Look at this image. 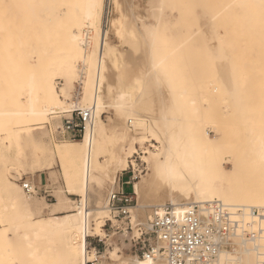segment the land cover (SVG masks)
<instances>
[{
    "label": "bare ground",
    "instance_id": "obj_1",
    "mask_svg": "<svg viewBox=\"0 0 264 264\" xmlns=\"http://www.w3.org/2000/svg\"><path fill=\"white\" fill-rule=\"evenodd\" d=\"M39 1L5 0L26 6L15 8L18 14L12 9L13 20L20 18L23 24L11 56L0 48V201L3 202L0 203V264H86V236L92 233L103 238L101 226L110 216L107 196L103 205L96 203L88 207V190L101 185L102 176L114 187L116 173L134 166L132 157L141 140L149 141L153 149L142 151L147 172L133 183V194L137 195V204L130 208L133 219L141 217L139 220L147 224L153 207L165 202L184 207L218 200L231 213L249 220L253 219L252 207L264 209V136L249 127L235 140L222 126L214 127L211 136L209 126L199 124L197 101L187 88L171 81L176 73V69L166 68L171 53H158V42L165 39L156 36L151 28L160 26L156 20L139 26L132 0H112L118 12L111 22L116 39L130 44L139 35L146 45L142 54L144 62L139 65L130 49L120 46L123 49L120 50L109 33L103 32L106 0H74L70 21L60 36L54 30L58 26L57 16L63 13L62 5L57 0H47L43 11L48 17L44 18L36 6ZM163 1L149 0L151 11L160 10ZM29 19L30 22H24ZM218 22L225 24L222 16ZM4 24L7 28L8 21ZM87 34L90 41L85 49L83 42ZM38 39L42 41L36 43ZM30 40L34 49L26 46ZM16 58L23 63L20 65ZM80 61L86 66L80 104L92 107V125L80 140L51 145L60 163L64 185L53 204L57 209L67 206L75 212L62 216L51 213L33 219L31 212L41 211L44 204L41 200L27 201L33 195L27 194L21 185L20 189L10 185L8 178L11 170L22 166L20 150L25 138L20 136V128L26 127L28 140L38 146L41 141L32 136L30 126L40 125L39 132H43L41 124L50 122L49 115L74 105H65L70 92L64 91L61 97L55 88L53 65L67 62L68 69L76 71V63ZM73 73L69 76H79ZM21 77L25 84L18 87ZM219 92L234 97L238 111L233 116L240 118L243 109H239L240 87L236 80L229 79ZM107 108L115 111L114 120L118 117L112 126H106L102 118ZM129 121L134 134L127 128ZM137 176L134 174L132 178ZM27 181L35 186L32 180ZM67 193L79 195L80 202L65 200L69 199ZM91 222L95 223L94 227ZM258 223L264 227V218ZM226 243H222L216 264L264 261V234L253 240L235 237L231 248L225 247ZM109 253L108 264H151L138 256L116 258V250Z\"/></svg>",
    "mask_w": 264,
    "mask_h": 264
},
{
    "label": "rangeland",
    "instance_id": "obj_2",
    "mask_svg": "<svg viewBox=\"0 0 264 264\" xmlns=\"http://www.w3.org/2000/svg\"><path fill=\"white\" fill-rule=\"evenodd\" d=\"M57 1L62 5L63 13L57 16L56 22L58 26L54 31H56L55 35L60 36L70 21V9L72 8L74 0ZM148 1L132 0L134 12L138 17V25L141 26L143 23L152 24L154 20L160 24V26H151L152 30H155L156 36L165 39L158 42V53L160 55L171 53V61L166 66L167 69L168 67L176 69V73L171 77V81L179 85L180 88H187L190 96L197 101V119L199 124L209 126L208 129L211 136L214 135L212 129L214 127L217 129L218 126L225 128L224 131L230 133L232 139L235 140H239L241 138L240 135H244L249 127L254 128L255 131L264 136V9L261 8V0H164L160 3V10L157 11H151ZM110 3L112 15L109 20L111 25L108 30L109 35L113 42L119 45L118 48L120 50L122 48L124 50L130 49L132 58L139 65H141L140 63L143 64L144 56L142 54L146 51L143 50L146 49V45L139 39V35L134 37L135 40L133 39L130 44L119 42L113 35L114 28L111 22L113 18L118 16V12L112 0ZM46 4L47 0H41L36 5L38 11L44 18L48 17L47 13L43 11ZM242 5L243 7H241ZM115 10L116 12H114ZM14 12L18 14L17 9H14ZM216 15L222 16L225 24H220L218 22L219 16L216 18ZM30 21L31 19L24 20L25 23ZM41 41L38 39L36 43ZM32 43L30 40L26 46L28 48L31 46L34 49ZM131 46H134L133 49ZM132 52L137 53L133 55ZM16 61L20 65L23 63L19 62L17 58ZM121 64L122 62L120 66ZM0 69V72H2V68ZM69 70L71 73H77L79 76L73 75L74 78L73 76L70 77ZM75 70L73 71V68L68 69L67 62L53 65L52 80L58 93L62 97L64 91L70 92L65 105L70 103L74 104L76 103L74 102L75 100L80 104L83 83L80 85L76 83L80 76L82 78L79 62L76 63ZM84 72L83 76L85 74ZM229 79L232 81L236 80L237 85L240 87V96L238 98L241 105L239 109H243L240 118H238L239 116L237 118L233 116L235 111L236 115L238 111L234 97L228 93L221 94L219 92L221 86L226 82L228 83ZM24 82V78L21 77L17 86L23 87ZM1 84L2 76L0 75ZM24 91L26 92L27 90L24 88ZM114 112L113 109L107 108L106 112L103 113L102 118L106 126L115 124L112 121H116L118 117L115 116L116 118L114 120ZM49 116L50 122L41 124L44 127L43 132L45 133L42 130L39 132L40 125L30 126V130L34 134L32 136L35 139L39 138V141H41L38 143V146L32 145L28 140L29 134L26 133L27 128H20V136L26 139V141L24 139V142H22L20 150L22 160V164L20 165L22 166H18L19 168L17 167L11 170L8 174L10 185L14 187L20 189V178L30 179L38 187V193L32 197L28 198L23 193L25 199L28 198L26 199L27 201L41 200L44 204L41 211L31 212L30 217L33 219L47 217L51 213L62 216V214L65 215L69 212H75L73 208L70 209L67 206L66 208L57 209L58 207L53 204L56 202L59 190H64V185L59 170L60 163L53 155L51 145L53 142L66 141L68 139H58L54 136V129L60 123V119L54 114ZM147 123L149 124V122ZM147 123L145 125H148ZM127 128L129 133H135L133 126L130 127L127 124ZM36 131L38 134H36ZM136 146L137 153L132 157L134 166L130 165L128 170L117 172L116 182L114 183L115 188L119 185L124 191L133 195V205L137 204V195L133 194V183L141 180V176L147 172V163L143 158L144 154L142 151L146 148L153 149V147H150V142L144 140L138 141ZM43 164L46 166H41ZM225 166L229 168L230 164L225 163ZM134 174L138 175L136 179L132 178ZM100 178L103 183L101 181V185H94V187L88 190V207L96 203L103 205L108 190L112 187L108 178L105 176ZM128 180H130V183ZM121 181L128 182L129 184L122 185ZM43 189L50 191L52 196L46 197ZM67 196L69 199L65 200L69 201L71 199L75 204L80 198L77 194L67 193ZM0 203H3L2 200ZM91 223L92 226H95L94 222ZM119 231H114V229L105 231L106 235L102 238V242H100L101 247L106 249L104 255L108 262H110L109 252L112 250H116L118 254L116 258H119V256L121 258L131 255L135 256L131 251L128 238L123 234V231ZM89 234L94 235L92 233Z\"/></svg>",
    "mask_w": 264,
    "mask_h": 264
},
{
    "label": "built area",
    "instance_id": "obj_3",
    "mask_svg": "<svg viewBox=\"0 0 264 264\" xmlns=\"http://www.w3.org/2000/svg\"><path fill=\"white\" fill-rule=\"evenodd\" d=\"M111 12V3L107 0L102 19L103 32L108 33ZM89 41L87 34L83 42L85 49L89 47ZM79 69L83 76L86 66L82 61L79 62ZM76 83H82L81 76ZM74 102L76 103L72 107L54 114L60 119L53 132L58 139H81L92 125V107ZM128 125L132 127L131 121ZM19 181L27 194L38 193V187L31 186L26 179L20 178ZM125 181H121V184L130 183V180L129 183ZM43 192L46 197L52 196L48 190L43 189ZM133 198L132 194L119 185L112 187L107 193L110 216L104 220L101 228L105 235V231L111 229L123 231L132 253L151 264H216L223 242H227L225 247L231 248L235 237L253 240L264 234V227L258 223L259 219L264 218V209L252 207L253 219L249 220L231 213L218 200L190 203L184 207L165 202L153 207L145 224L139 219H133L131 215ZM86 240V264H108L104 255L105 249L100 243L102 237L89 234ZM259 264H264V261Z\"/></svg>",
    "mask_w": 264,
    "mask_h": 264
},
{
    "label": "snow or ice",
    "instance_id": "obj_4",
    "mask_svg": "<svg viewBox=\"0 0 264 264\" xmlns=\"http://www.w3.org/2000/svg\"><path fill=\"white\" fill-rule=\"evenodd\" d=\"M25 6L19 3H5V0H0V48L6 49L10 56L17 39V32L22 28L23 24L20 18L13 20L12 9ZM261 8L264 9V0H261ZM6 20L8 21L7 28L4 24Z\"/></svg>",
    "mask_w": 264,
    "mask_h": 264
}]
</instances>
